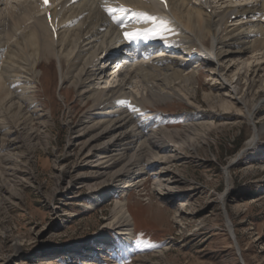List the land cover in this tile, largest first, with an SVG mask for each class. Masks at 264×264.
<instances>
[{
  "label": "rangeland",
  "instance_id": "374dc122",
  "mask_svg": "<svg viewBox=\"0 0 264 264\" xmlns=\"http://www.w3.org/2000/svg\"><path fill=\"white\" fill-rule=\"evenodd\" d=\"M153 23L125 24L130 26L128 40L152 43L157 35L152 34L157 25ZM165 24V30L170 28ZM196 61L189 66L198 65L202 80L192 87V102L144 103L132 112L138 119L144 111L159 117L158 127L164 128L160 140L178 146L195 139L192 146L178 149L177 158L155 167L176 182L173 198L160 195L162 189L152 175L143 177L144 184L127 196L137 223L135 238L141 241L137 248H126L119 239L102 244L103 232V237L110 234L105 226L117 198L92 206L89 197L95 183L88 179L87 186L75 189L77 176L86 170L80 167L78 148L72 153L67 149L72 135L67 124L69 120L76 126L86 107L76 100L69 83L62 85L57 65L46 70L45 88L39 89L36 102L40 113L53 112L51 119L28 122L33 131L18 135L12 120L1 118L10 135L0 140V264H264V133L254 147H247L255 129L264 126V69L250 95L253 62L228 74L229 81L240 79V95L256 107L250 121L206 99L229 83ZM145 92L135 94L140 98ZM221 93L231 95L229 89ZM151 120L138 121L142 130L157 125ZM36 130L33 135L39 133L40 138L28 140L27 134ZM56 162L72 168L71 184L68 178L57 180Z\"/></svg>",
  "mask_w": 264,
  "mask_h": 264
},
{
  "label": "bare ground",
  "instance_id": "6f19581e",
  "mask_svg": "<svg viewBox=\"0 0 264 264\" xmlns=\"http://www.w3.org/2000/svg\"><path fill=\"white\" fill-rule=\"evenodd\" d=\"M137 21L146 26L157 23L152 43H142L141 38L138 43L132 36L128 40L130 26L125 24ZM163 23L170 28L165 30ZM160 44L165 48L156 47L154 54L144 56ZM194 59L229 83L206 99L253 121L256 107L240 95V79L229 81L228 74L253 62L249 95L262 81L264 0H49L47 6L43 0H0V123L3 117L11 119L22 135L31 128L28 122L51 119L53 112L40 113L36 100L39 89L45 88L46 70L57 65L62 85L69 83L76 100L86 107L76 126L69 120L67 124L72 129L67 149L72 153L78 148L80 167L86 170L77 176L75 189L87 186L88 179L94 182L92 206L117 198L105 226L110 234L103 237V232L102 244L119 239L126 248L140 247L127 196L144 184L143 177L152 175L162 189L160 195L173 198L176 182L155 167L177 158L178 149L192 146L195 139L178 146L160 140L164 128L158 127L159 117L144 111L141 119L157 125L142 130L141 119L132 112L144 103L192 102V87L202 80L198 65L190 69ZM225 89L231 95L222 94ZM140 91L146 92L139 98ZM7 129L0 124V140L10 135ZM36 132L27 134L28 140L35 141L40 136L34 137ZM262 133L264 126L255 129L248 149ZM55 169L59 182L68 178L72 183V168L56 162Z\"/></svg>",
  "mask_w": 264,
  "mask_h": 264
},
{
  "label": "snow or ice",
  "instance_id": "6c2138e0",
  "mask_svg": "<svg viewBox=\"0 0 264 264\" xmlns=\"http://www.w3.org/2000/svg\"><path fill=\"white\" fill-rule=\"evenodd\" d=\"M43 3L47 6L49 4V0H43Z\"/></svg>",
  "mask_w": 264,
  "mask_h": 264
}]
</instances>
